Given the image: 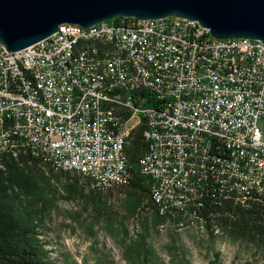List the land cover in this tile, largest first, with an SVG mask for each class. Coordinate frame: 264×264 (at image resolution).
I'll return each mask as SVG.
<instances>
[{"label": "built area", "instance_id": "2783aa9c", "mask_svg": "<svg viewBox=\"0 0 264 264\" xmlns=\"http://www.w3.org/2000/svg\"><path fill=\"white\" fill-rule=\"evenodd\" d=\"M168 18L100 22L97 32L131 45V55L83 53L78 65L63 63L70 32L15 52L0 42L7 53L0 62V149L27 146L66 170L82 164L107 188L124 185L118 143L126 129L115 132L116 113L106 111L108 97H123L133 104L126 128L144 119L148 151L141 164L155 183L153 199L167 211L200 210L202 199L216 193L241 200L264 195V42L217 39L201 25L200 34L167 26ZM178 118L193 119L194 130L178 128ZM9 127L18 128L19 138ZM109 172L119 179L109 181ZM199 198L200 208H193Z\"/></svg>", "mask_w": 264, "mask_h": 264}, {"label": "trees", "instance_id": "16d2710c", "mask_svg": "<svg viewBox=\"0 0 264 264\" xmlns=\"http://www.w3.org/2000/svg\"><path fill=\"white\" fill-rule=\"evenodd\" d=\"M121 20L129 22L130 19L119 17L109 23ZM144 131L142 120L128 133L122 151L127 181L124 185L109 188L94 185L76 172L57 169L49 159L35 157L28 149H22L17 155L1 153L0 264H74L66 257L58 261L51 256L54 249L49 240L48 221L60 198L89 206L94 213V222L105 216L106 207L116 200L112 209L122 212L123 217L141 219L140 224L146 234L150 228L168 227L175 231L194 229L210 238L223 235L232 241L254 246L261 252L264 264V195H252L241 200L234 195L224 197L216 193L204 197L201 208L192 203L193 208L200 210L188 208L182 212L172 209L161 214L152 197L155 183L144 173L141 164L148 151ZM109 214V217L113 216L112 212ZM180 223L184 224V229L179 228ZM216 229L219 235L214 233ZM125 237L121 245L126 264H157L155 251L146 244L143 235L128 244ZM214 256L209 264H220L219 253Z\"/></svg>", "mask_w": 264, "mask_h": 264}, {"label": "water", "instance_id": "95a60500", "mask_svg": "<svg viewBox=\"0 0 264 264\" xmlns=\"http://www.w3.org/2000/svg\"><path fill=\"white\" fill-rule=\"evenodd\" d=\"M197 21L217 39L264 42V0H0V42L15 52L62 24L87 28L115 18Z\"/></svg>", "mask_w": 264, "mask_h": 264}, {"label": "rangeland", "instance_id": "374dc122", "mask_svg": "<svg viewBox=\"0 0 264 264\" xmlns=\"http://www.w3.org/2000/svg\"><path fill=\"white\" fill-rule=\"evenodd\" d=\"M113 201L106 207L107 214L94 222L89 206L60 198L48 221L52 258L60 261L66 257L74 264H126L122 258V238L126 236L128 244L143 235L146 244L155 251L157 264H209L215 253H219L220 264L263 263L261 252L254 246L223 235L210 238L194 229L175 231L168 227L150 228L146 234L141 219L123 217L122 212L112 209L117 203Z\"/></svg>", "mask_w": 264, "mask_h": 264}, {"label": "bare ground", "instance_id": "6f19581e", "mask_svg": "<svg viewBox=\"0 0 264 264\" xmlns=\"http://www.w3.org/2000/svg\"><path fill=\"white\" fill-rule=\"evenodd\" d=\"M115 24H126V22L121 20L119 23ZM176 24H179V26H188L189 29H193V31L200 34V24L197 21L176 16H169L167 19V26H176ZM63 31L73 33L71 44H68L64 47L63 63H69L71 65L81 64L83 63V53L115 56L131 55V45L125 44L123 42H115V44H112L114 43V35L97 32L101 31L100 23L94 24L87 28L75 24H62L58 27V30L49 37H56L58 34H63ZM33 47H44V39L33 44ZM139 53H148V46H139ZM5 60H7V53L0 50V62H5ZM64 78H71V69H64ZM106 111H115L116 113L115 132H122L123 129H126V132L120 135V142L118 143V150L120 153H122L128 133L138 124H140L142 120L144 121V119L132 120L126 128L125 119L128 118H126V115L127 113L132 114L133 104L123 97H108ZM177 127L180 129L194 130L193 119L178 118ZM9 134H11L12 138H19L18 128L9 127ZM22 149L26 150L27 146L15 145L14 152L9 153L17 155L22 151ZM4 152L7 151H2L0 149V154ZM32 154L35 157L41 156L49 159L53 166L57 169L79 173L83 177L88 178L94 185L107 187L106 185L99 183L98 174L95 172H87L82 170V164L69 163V169L66 170L62 165H60V163L54 162V157H52V155L49 153L44 151H36L32 152ZM117 179H119V172H109V181H117ZM192 196H200V189H192ZM153 200L158 205L160 213L165 214L167 211V204L157 203L155 199ZM192 203H196V205L200 207V198L199 200H192ZM179 228L184 229V224L180 223Z\"/></svg>", "mask_w": 264, "mask_h": 264}]
</instances>
